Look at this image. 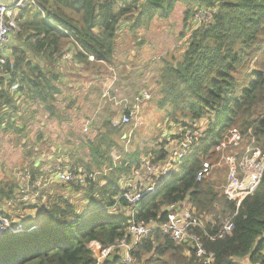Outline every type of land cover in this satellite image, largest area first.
I'll return each mask as SVG.
<instances>
[{"label":"trees","instance_id":"16d2710c","mask_svg":"<svg viewBox=\"0 0 264 264\" xmlns=\"http://www.w3.org/2000/svg\"><path fill=\"white\" fill-rule=\"evenodd\" d=\"M37 2L38 7L22 12L21 18L25 19L20 22L17 38L23 46L12 47L14 59L1 65L0 73L19 80L18 90H27L31 100L38 101L52 115L58 112L57 95L61 93L59 75L52 64L65 40L74 42L76 56L81 60L93 55L95 60L110 62L122 23H126L124 18L133 30L150 24L155 17L168 18L177 4L186 8L185 22L200 7L213 9L211 22L191 31L182 59L174 65L165 62L157 81L161 92L158 107L166 113V120L187 129L190 121L206 119L203 137L199 147L183 161L178 175L166 181L143 204L137 220L164 221L169 206L183 202L187 196L198 214H211L217 201L226 203L217 188L221 169H213L202 179H198V172L204 162L217 160L214 149L233 131L240 129L244 134L252 127L256 143L264 149V60H258L259 54L264 53V0H125L123 4L119 0ZM40 56L49 61L48 68L38 61ZM253 60L256 67L243 74ZM0 93V100L16 111L18 106L10 93L7 90ZM7 115L5 113L2 119ZM9 123L6 131L15 130L18 134L24 131L13 121ZM105 126V134H99L104 148L93 147L92 159L98 168L102 170L106 165V169L96 181L76 186L87 191L88 199L96 200L93 204L97 206L87 213L75 214L74 206L59 197L49 209L48 221L41 225L31 223L20 234H6L0 238V264H97L90 243L98 241L106 246L125 236L128 218L121 213H108L107 208L125 205L123 197L118 199L122 179L131 173L133 166H141L143 157H150L152 163L165 161L168 144L156 151L151 148L140 161L137 154H127L120 163H115L112 151L119 152V140L115 137H119L122 126L114 127L110 122ZM129 134L126 131L120 137H129ZM107 136L111 144L105 142ZM18 185L16 179L0 181V200H10L17 195ZM229 207L230 215L238 211L230 235L211 240L203 231L195 229L201 234L205 248L214 252V264H241L238 260L246 257L253 263L264 264V174L256 192L248 196L239 209L234 202H229ZM206 224L208 231L214 234L216 228ZM185 249L190 257L184 255ZM133 256L143 264L157 263L164 257H168L164 264H204L192 248L175 243L161 232L143 239ZM106 264L121 262L118 257H112Z\"/></svg>","mask_w":264,"mask_h":264},{"label":"rangeland","instance_id":"374dc122","mask_svg":"<svg viewBox=\"0 0 264 264\" xmlns=\"http://www.w3.org/2000/svg\"><path fill=\"white\" fill-rule=\"evenodd\" d=\"M139 1L144 2L145 0ZM209 9L213 11L212 8ZM136 12L138 14V11ZM185 12L186 8L184 5L177 4L168 18L155 17L150 24L143 25L133 30L130 28L128 19L126 20L124 18L123 21L126 23H122L123 31L120 32V37L117 38L114 51L115 58L106 65L98 64L97 66L100 67H89L86 66L87 64L82 66L75 65L74 61L69 60L68 63L64 64L58 63L57 61L53 62V70L60 73L62 76L66 75L68 78L76 79L73 86L74 88L77 86L75 90H79L76 105L71 104L72 101L68 102L66 98L65 102L59 103L60 107H57L58 112L55 115H52L50 111L45 112L44 107H41L42 119L48 116L50 118L58 117L63 119L62 124L57 125L56 132L60 135L58 140L65 143L66 141L72 140L71 142L74 144L70 147L67 144L63 145L62 151L59 153L60 156H64V160L66 161L64 164H67V167L76 172L94 174L95 181L99 178L102 170L105 171L106 165H103L101 170L97 167L96 163L93 162L92 148L95 146H100L101 149L104 148L101 146L102 142L99 138V129L104 126V123L108 119H111L110 123L112 126H122L121 129L119 128V137L117 138L119 140V152L112 151L115 163H120L122 158L128 156L127 154H137L140 161L141 157L147 155L146 152L151 148H154L155 151L160 150L171 141H177L179 137V131L176 130L178 128V123L166 120V113L158 107V100L161 97V92L157 81L159 80L162 65L165 64V62L174 65L182 59V53L188 48V39L191 31L194 29L195 21L193 14L195 11L187 18V22H185ZM12 43L14 44L13 47L21 44L19 38H17V34H15ZM64 43L68 44L69 41L65 40ZM69 50L71 49L63 50L64 56H73V49L72 52H70L71 55L68 54ZM11 59H14L12 51ZM255 60L250 62L249 69L243 74H247L249 70L256 67ZM258 60H264V53L259 54ZM42 63L47 67L49 61H43ZM74 74H76V76ZM78 76L81 77L80 81L78 80ZM144 90H149L152 93V99L147 105L141 108L137 117L128 124L131 125V127H124L121 123L122 116L126 114L128 108L133 106L134 98L137 93H141ZM86 91H88L87 94ZM105 92L106 94H104ZM90 94L94 98L93 104L92 101L88 104L90 102ZM84 96H87L86 99H84ZM60 97L62 99V96ZM84 101H86L87 104H85ZM69 105L70 108L67 110ZM67 117L68 119H66ZM83 121L85 122L84 127L82 126ZM37 122L38 121L34 123L35 125L32 129L35 134L40 130V125H37ZM53 123L56 122L53 120ZM171 129H173V131L169 134L167 130L170 131ZM250 129L252 131V127H250L248 131ZM106 130L105 127L103 129L104 133L102 132L101 135H104ZM126 131L127 133L130 132L131 135L129 134V137L124 135L125 138H121L120 136L122 133ZM5 132L4 130H0V181L13 182L15 179L18 180L15 173L18 174L26 168L22 160L24 154L22 149H25L22 142L24 141L20 138L21 133L18 134L15 130H5ZM237 132H241V130L233 131L232 135ZM251 134L249 133L248 140L253 143ZM110 137H105V142L107 144H111L112 142L109 140ZM227 140L228 138L224 139L222 142ZM236 144L235 147L232 148L233 154L237 153L243 146L242 144L236 146ZM259 146H261V144ZM67 148L69 153L67 152ZM214 150L217 160H209L204 163L214 165L218 162L223 152L219 150L218 147ZM227 152H229V150H227ZM88 167H91V169ZM135 168L136 166H133V169ZM225 171L226 169H221L220 172H218L220 183L217 188L220 190V194H223V187L227 180L228 173ZM73 184L72 182L71 184H54V189L59 191V195L66 193L64 195L67 196L69 204L76 206L74 210L75 214L81 211L87 213L90 208L97 206L96 203L93 204L96 200L93 201L88 199L87 191L80 190ZM21 196L22 195L17 194L11 200H0V207L5 209L7 207L10 209L14 208V210L21 209V211L39 208L38 206L41 204V198L37 199V203L31 204L20 201L19 199ZM45 196V198L49 200L51 194L47 192ZM225 198L222 200L226 201L227 199ZM112 208H107L108 213H119L118 209L114 210ZM230 211L228 200L226 203L217 201L211 211L212 213L207 214L204 220L205 222L211 221L213 224L215 222V224L219 222V224H221V222L230 215ZM184 255L186 257L191 256L187 249H185ZM153 257L156 258V256ZM167 260L168 257H164L159 262L153 264H164ZM238 261H240L241 264H255L249 257ZM133 264H143V262H138L134 259Z\"/></svg>","mask_w":264,"mask_h":264},{"label":"built area","instance_id":"2783aa9c","mask_svg":"<svg viewBox=\"0 0 264 264\" xmlns=\"http://www.w3.org/2000/svg\"><path fill=\"white\" fill-rule=\"evenodd\" d=\"M32 7H38L37 0L0 2V66L11 60V43L15 34L21 29L19 18L24 10ZM212 15L213 12L207 7L196 9L193 15L194 29L208 25L212 20ZM88 57L90 60H95L93 55H88ZM151 99L152 93L149 90L137 93L133 106L127 109L129 113L124 114L121 118L122 125L130 124L137 117L141 108L147 105ZM206 122V119H201L200 121H190V127L187 129L178 127L176 130L179 131V137L177 141L173 140L168 144L171 147H167L168 156L165 161L152 163L149 161L150 157H143L141 166L136 167L124 177V179L128 178L122 185V192L118 199L123 197L126 203L112 209L117 210V207L118 209L121 207L124 215L128 218L126 234L110 245L103 246L98 241L90 243L97 264H106L112 257H118L121 264H133V252L139 243L143 239L153 237L156 232L170 236L177 244L192 248L204 264H214V252L205 248L201 234H198L195 229L203 231L205 236L211 240L228 236L233 231V218L238 211L227 216L218 227H215L216 222L213 224L209 221L212 229L216 228L214 234L208 231L206 227L207 224L204 219L207 214H198L189 196L183 202L169 206L170 211L164 221L157 219H151L147 222L137 220V214L143 204L154 196L166 181L178 175L185 158L199 147ZM249 133L251 134V129L244 134L237 132L225 137L228 140L217 146L223 152L218 162L214 165L204 163L203 168L198 172V179H202L215 168L226 169L225 172L228 174L223 187V194L229 202L235 203L237 209L248 196L256 192L264 174V149L258 143L256 144L252 134L253 143L248 140ZM235 144L236 146L240 144L243 146L237 153L233 154L232 148L235 147ZM94 178V174L76 172L62 162L55 164L50 171L39 174H33L31 169L25 168L20 172V192L18 194L22 196L19 200L35 204L38 198L43 201L53 182H72L87 186ZM21 221L22 218L10 217L6 214L5 208L0 207V238L6 234H20L26 231L28 227H23Z\"/></svg>","mask_w":264,"mask_h":264},{"label":"crops","instance_id":"0c3cea01","mask_svg":"<svg viewBox=\"0 0 264 264\" xmlns=\"http://www.w3.org/2000/svg\"><path fill=\"white\" fill-rule=\"evenodd\" d=\"M12 1L13 0H0V2H12ZM124 1L125 0H119V3L123 4ZM21 16H22V13H21ZM21 16L19 18V24L21 21L25 19V17L21 18ZM13 45L14 44L12 43L11 46L13 47ZM20 45L23 46L22 41ZM65 49H71L69 50V53H68L69 55H71L70 52H72V49H73V52H74L73 56H64L63 50ZM11 51L13 53V50ZM76 53H77V50H76L74 42L72 40H69L68 44L63 45L62 52L56 56L54 62L57 61L58 63L64 64V63H68V60H69V61H74L75 65L82 66V65L87 64L86 66H89V67H92V66L96 67L98 64L106 65L108 63L107 61L90 60L89 57L88 59L81 60L79 59V57L76 56ZM37 59L41 63L43 61H47L45 57H41V56ZM42 64L45 66L44 63ZM97 67H100V66H97ZM58 75H59V81H60L59 87L61 89V93L57 95L58 102H56V106L60 107L59 103L65 102L66 98L68 99L67 100L68 102L72 101L71 104L76 105V102L78 100L77 95L79 93V90H75L77 86L75 88L73 86L75 84L76 79L68 78L66 75L62 76L60 73H58ZM74 75L76 76V74ZM80 78L81 77L78 76L79 81H80ZM18 87H19V80H14L12 75L0 73V92L2 90H7L10 93L11 98L14 101L15 105L18 106V109L14 111L13 108H11L9 104H6V102L0 100V108H2L1 113H0V119H1L0 130H4L5 132L6 128L8 127V124H10L9 122H12V121L15 123L16 126L20 128H24V131L21 132L20 134V138L24 141L22 142V144H24V148H25V149H22V151L24 152L23 158H22V160L24 161L23 165L26 167V169L32 168L33 170H35L36 174H39L41 172H48L53 168L55 164L59 162H62V163L66 162L64 160L65 159L64 156L63 155L60 156L59 154L62 151V146L67 144L70 147V146H73L74 144L71 142L72 140L66 141V143L58 140L60 135L56 132L57 125L59 124L61 125L63 119L58 118V117L50 118L49 116L45 119H42L41 117V107L42 106L40 105V103L38 101H32L31 98L29 97V92L27 90L19 91ZM87 93L88 91H86V94ZM104 94H106V92ZM60 96H62V99ZM86 97L87 96H84V99H86ZM93 99H94L93 96L90 94V102L88 104H90L91 101L93 104ZM84 102L85 104H87L86 101ZM68 108H70V105L67 107V110ZM12 112H13V115H12ZM5 113H7L8 115L3 120L2 117L4 116ZM66 119H68V117ZM53 120L56 123H53ZM36 121H38L36 124L40 125V128H39L40 130L38 133L35 134V132H33L34 130L32 129L34 128V125H35L34 123ZM110 121L111 119H108L104 123V126L101 127V129H99V133L103 132V129L106 127L105 124L109 123ZM87 125H90V124H87ZM82 126L83 127L85 126L84 121H83ZM167 131L169 134H171L173 129H171L170 131L169 130ZM115 140L118 141L116 137H115ZM167 147H171V146L168 145ZM67 152L69 153V150ZM15 176L18 177L17 179L19 180V184H20V173L18 174L15 173ZM127 178L128 177H126L125 179L123 178L124 180L122 179L123 180L122 185L124 184ZM54 184L58 185V184H71V183L53 182L51 189L48 190V192L51 194L50 199L48 200L47 198H44L43 201H41V204H39L38 206L39 208L27 209V210L21 211V209L14 210V208L10 209L7 207L5 209L6 214H8L10 217H13V218H22V220H24L27 224H31V223L38 224L39 223V225H41L45 223L46 221H48L50 207L53 204H55L57 201H59V197H63L62 199L67 200V196L64 195L66 193L59 195V191L54 189ZM74 186H78V185L74 183ZM18 187H20V185H18ZM18 192L20 191L18 190ZM75 209H76V206H74V210ZM118 211L119 213L124 214L123 211L121 210V207H119ZM218 225L219 223L216 224L215 227H218Z\"/></svg>","mask_w":264,"mask_h":264},{"label":"water","instance_id":"95a60500","mask_svg":"<svg viewBox=\"0 0 264 264\" xmlns=\"http://www.w3.org/2000/svg\"><path fill=\"white\" fill-rule=\"evenodd\" d=\"M23 224L22 226L25 227V226H28L29 224H27L24 220L21 221Z\"/></svg>","mask_w":264,"mask_h":264}]
</instances>
